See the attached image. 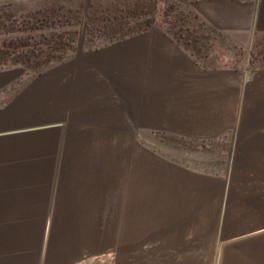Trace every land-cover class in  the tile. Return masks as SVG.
<instances>
[{
	"label": "crops",
	"instance_id": "1",
	"mask_svg": "<svg viewBox=\"0 0 264 264\" xmlns=\"http://www.w3.org/2000/svg\"><path fill=\"white\" fill-rule=\"evenodd\" d=\"M180 1L184 26L154 21L112 40L78 45L62 60L63 106L50 113L44 95L34 124L10 118L0 125V264H48L54 221L65 228L61 237L81 241L92 234L96 241L97 211L111 210L98 200L112 176L108 156L94 149L96 132L205 139L264 131L247 123L251 116H264V65L250 67L243 57L264 35V0ZM234 146L236 163L248 146H264V139L239 138ZM131 159L138 184L134 192L124 190L122 203L136 206L122 209L160 210L161 221L153 219L151 233L163 239L165 250L179 240L185 264H264V171L201 174L145 148ZM141 179L152 180L151 188H140ZM149 203L153 206L141 208Z\"/></svg>",
	"mask_w": 264,
	"mask_h": 264
},
{
	"label": "rangeland",
	"instance_id": "2",
	"mask_svg": "<svg viewBox=\"0 0 264 264\" xmlns=\"http://www.w3.org/2000/svg\"><path fill=\"white\" fill-rule=\"evenodd\" d=\"M34 5L0 4V125L9 124L10 118L21 125L34 124L36 118L40 119L44 95L49 96L50 113L63 106V101H58V91H62L64 82L62 60L72 56L78 45L89 47L112 40L154 21L170 27L184 26L186 22L184 4L180 0ZM243 57L250 67L264 65V35L256 37ZM69 68L71 71L72 67ZM250 119L247 123L253 127L264 128L263 115ZM95 135L96 154L108 156V168L112 170L106 195H102L98 205L102 208L106 205L111 210L97 211L96 241L92 234L91 238L80 237L81 241H77V237H61L65 228L54 221L56 225L49 231L48 264H185L181 241L175 242L171 250H165L163 239L151 233L153 219L161 221L160 210L122 209L136 206L122 203V194L124 190L134 192L138 184V180L132 178L138 166L131 159L137 149L145 148L170 157L201 174L226 170L264 171V146H248L244 160L233 161L235 140L264 139V131L256 137H250L249 131H229L205 139H187L169 132H140L138 135L137 132L112 131ZM254 149L257 153H252ZM261 151L263 153L259 154ZM152 182L141 179L140 188H151ZM129 197L134 198L130 194ZM143 206H153V203L142 204L141 208Z\"/></svg>",
	"mask_w": 264,
	"mask_h": 264
},
{
	"label": "water",
	"instance_id": "3",
	"mask_svg": "<svg viewBox=\"0 0 264 264\" xmlns=\"http://www.w3.org/2000/svg\"><path fill=\"white\" fill-rule=\"evenodd\" d=\"M48 125H51V124H48ZM31 128H35V127H31Z\"/></svg>",
	"mask_w": 264,
	"mask_h": 264
}]
</instances>
